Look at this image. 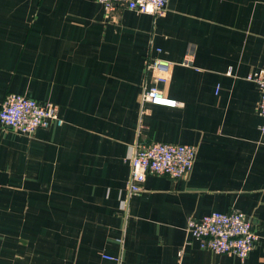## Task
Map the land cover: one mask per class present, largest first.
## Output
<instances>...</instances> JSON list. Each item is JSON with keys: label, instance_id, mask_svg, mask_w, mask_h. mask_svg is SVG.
Instances as JSON below:
<instances>
[{"label": "crops", "instance_id": "crops-1", "mask_svg": "<svg viewBox=\"0 0 264 264\" xmlns=\"http://www.w3.org/2000/svg\"><path fill=\"white\" fill-rule=\"evenodd\" d=\"M187 57L191 63L185 64ZM182 105L142 103L149 61ZM264 0H168L153 16L94 0H0V104L60 106L63 126L0 124V264H264ZM197 148L184 179L149 175L129 196L141 144ZM241 211L260 239L246 260L203 249L190 220Z\"/></svg>", "mask_w": 264, "mask_h": 264}, {"label": "built area", "instance_id": "built-area-1", "mask_svg": "<svg viewBox=\"0 0 264 264\" xmlns=\"http://www.w3.org/2000/svg\"><path fill=\"white\" fill-rule=\"evenodd\" d=\"M104 6L107 12L132 10L143 14L161 16L166 12L168 0H94ZM187 57L185 64H190ZM173 63L162 58L149 61L147 70L154 84L144 87L142 103L177 108L182 104L169 98L159 84L170 81ZM249 79L259 86L261 98L258 113L264 120V69L256 71ZM0 124L5 130L22 135H32L40 128L52 124L63 126L60 106L52 102H39L21 94H9L0 104ZM261 131L264 134V123ZM197 157V148L190 145H176L161 142L141 144L130 156L131 177L128 184L129 196L140 194L149 175H166L172 179L189 177ZM188 234L199 241L203 249L216 254H231L240 260L247 259L255 249L260 236L252 221L241 211L232 213L213 212L201 220H190Z\"/></svg>", "mask_w": 264, "mask_h": 264}]
</instances>
